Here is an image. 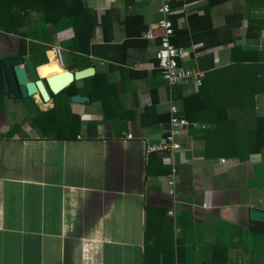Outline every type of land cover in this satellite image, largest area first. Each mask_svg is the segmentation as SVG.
Returning a JSON list of instances; mask_svg holds the SVG:
<instances>
[{
    "label": "crops",
    "instance_id": "obj_1",
    "mask_svg": "<svg viewBox=\"0 0 264 264\" xmlns=\"http://www.w3.org/2000/svg\"><path fill=\"white\" fill-rule=\"evenodd\" d=\"M167 1L201 88L157 68L161 0H84L86 51L69 18L34 12L18 35L0 24L2 61L95 69L74 83L88 104L17 101L0 75V264H264L250 213L264 211V0ZM172 107L189 123L182 148L151 150Z\"/></svg>",
    "mask_w": 264,
    "mask_h": 264
},
{
    "label": "trees",
    "instance_id": "obj_2",
    "mask_svg": "<svg viewBox=\"0 0 264 264\" xmlns=\"http://www.w3.org/2000/svg\"><path fill=\"white\" fill-rule=\"evenodd\" d=\"M34 12L43 13L48 24H57L64 18L72 19L75 30L73 49L82 51L88 49L92 33L90 32L91 24L88 20V10L84 0H0V24L8 33L20 34V28L29 22L30 16ZM84 44L87 48L83 47ZM25 53L26 46L23 40L22 54ZM1 61L0 59V75L3 84ZM61 94L70 100L79 94V89L73 84ZM38 121L41 122L40 117ZM260 121L264 124V119H260ZM261 128H264L263 125ZM263 137L264 131H257V151H261L264 147Z\"/></svg>",
    "mask_w": 264,
    "mask_h": 264
},
{
    "label": "water",
    "instance_id": "obj_3",
    "mask_svg": "<svg viewBox=\"0 0 264 264\" xmlns=\"http://www.w3.org/2000/svg\"><path fill=\"white\" fill-rule=\"evenodd\" d=\"M47 66V65H46ZM45 67V66H43ZM58 74L42 76L29 56H15L2 61L4 92L11 98L21 101L40 95L44 102H49L51 94H59L76 81L93 75L94 68L71 72L60 67ZM78 104H88L90 97L78 94L72 98ZM251 219L259 226H264V211L251 208Z\"/></svg>",
    "mask_w": 264,
    "mask_h": 264
},
{
    "label": "built area",
    "instance_id": "obj_4",
    "mask_svg": "<svg viewBox=\"0 0 264 264\" xmlns=\"http://www.w3.org/2000/svg\"><path fill=\"white\" fill-rule=\"evenodd\" d=\"M161 2L162 4L159 7L160 19L156 26L158 30L162 31L160 37L161 46L155 55L157 68L161 72L163 79L171 85L191 78L196 81L197 87L201 88L202 76L181 65V61L187 56V52L183 49L176 48L172 44L171 39L174 35V27L170 19L172 10L167 0H161ZM146 37L148 39H154L156 35L150 29ZM188 125V121L185 118H181L177 109L172 107L171 131H169L168 135L158 145L150 147L151 150L170 152L180 150L182 146L176 142L175 138L180 134V130L188 127ZM128 138L132 139L133 135H128ZM170 214L173 213L170 212Z\"/></svg>",
    "mask_w": 264,
    "mask_h": 264
},
{
    "label": "bare ground",
    "instance_id": "obj_5",
    "mask_svg": "<svg viewBox=\"0 0 264 264\" xmlns=\"http://www.w3.org/2000/svg\"><path fill=\"white\" fill-rule=\"evenodd\" d=\"M50 65V64H49ZM49 65H47V66H45V67H48ZM45 67H42V68H40V70H39V72H40V74H41V72H42V69H45ZM57 70H59L57 73H55V74H58V73H60L61 72V70H60V67L58 66V68H57ZM45 71H43V73H44ZM49 77H51V76H49Z\"/></svg>",
    "mask_w": 264,
    "mask_h": 264
}]
</instances>
